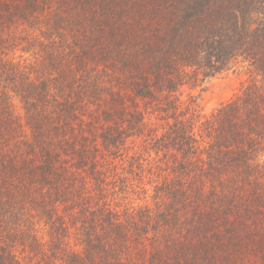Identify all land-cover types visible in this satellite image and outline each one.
Listing matches in <instances>:
<instances>
[{
    "label": "trees",
    "instance_id": "1",
    "mask_svg": "<svg viewBox=\"0 0 264 264\" xmlns=\"http://www.w3.org/2000/svg\"><path fill=\"white\" fill-rule=\"evenodd\" d=\"M263 154L264 0H0V264H264Z\"/></svg>",
    "mask_w": 264,
    "mask_h": 264
},
{
    "label": "rangeland",
    "instance_id": "2",
    "mask_svg": "<svg viewBox=\"0 0 264 264\" xmlns=\"http://www.w3.org/2000/svg\"><path fill=\"white\" fill-rule=\"evenodd\" d=\"M251 27L259 24V16L253 14L250 19ZM247 77L245 68L237 66L229 69L219 75L205 80L200 88L192 90L193 95L199 94L198 106L202 114L209 113L221 102L227 100L235 91H237L241 82ZM264 160V154L261 156Z\"/></svg>",
    "mask_w": 264,
    "mask_h": 264
}]
</instances>
